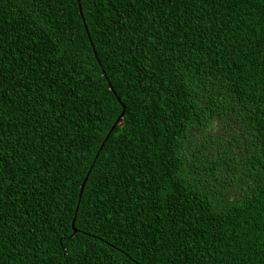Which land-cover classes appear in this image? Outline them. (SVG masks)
Listing matches in <instances>:
<instances>
[{
    "label": "trees",
    "instance_id": "obj_1",
    "mask_svg": "<svg viewBox=\"0 0 264 264\" xmlns=\"http://www.w3.org/2000/svg\"><path fill=\"white\" fill-rule=\"evenodd\" d=\"M79 2L0 0V264H264V0Z\"/></svg>",
    "mask_w": 264,
    "mask_h": 264
},
{
    "label": "water",
    "instance_id": "obj_2",
    "mask_svg": "<svg viewBox=\"0 0 264 264\" xmlns=\"http://www.w3.org/2000/svg\"><path fill=\"white\" fill-rule=\"evenodd\" d=\"M78 8H79V12L81 13V16H82V18H83L82 11H81V4H80L79 0H78ZM83 21H84V18H83ZM124 109H125V108L123 107L121 113H120L119 116L116 118V120H115V122L113 123L112 127H114V126L120 121L121 117H122L123 114H124ZM112 127L110 128V130L112 129ZM85 180H86V177L84 178L83 182H82L81 185H80V190H82ZM73 221H74V219H72V223H73Z\"/></svg>",
    "mask_w": 264,
    "mask_h": 264
}]
</instances>
